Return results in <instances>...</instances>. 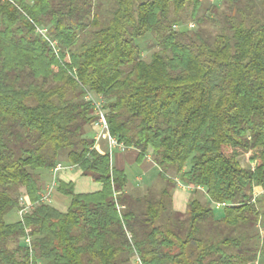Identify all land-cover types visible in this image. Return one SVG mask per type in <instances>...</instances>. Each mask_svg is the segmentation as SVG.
<instances>
[{
    "label": "trees",
    "instance_id": "obj_1",
    "mask_svg": "<svg viewBox=\"0 0 264 264\" xmlns=\"http://www.w3.org/2000/svg\"><path fill=\"white\" fill-rule=\"evenodd\" d=\"M202 6L0 0V264H260L264 0ZM88 92L103 98L111 135L139 162L152 158L159 188L127 191L126 172L96 147ZM58 163L101 188L59 179L68 207L39 202ZM179 182L193 189L184 212L173 205ZM22 194L34 206L9 221Z\"/></svg>",
    "mask_w": 264,
    "mask_h": 264
},
{
    "label": "crops",
    "instance_id": "obj_2",
    "mask_svg": "<svg viewBox=\"0 0 264 264\" xmlns=\"http://www.w3.org/2000/svg\"><path fill=\"white\" fill-rule=\"evenodd\" d=\"M98 133V132H97ZM96 133V135H97ZM96 147L101 150H107L108 143L105 139H100L98 142H96ZM129 150L128 152H132L133 161H135L138 165L144 166V169L142 172L133 178L134 181H131L130 176L128 174L127 167L125 164L126 156L128 155L126 152H118L116 155V162L112 163V165L115 168L122 169L126 172L128 176V183H127V191L129 192H137L140 191L143 193L148 187H156L162 185L161 178L159 177V171L157 165L153 162L152 158L150 156H147L144 160L141 162L138 161L139 151L134 147H127ZM129 156V155H128ZM53 169L46 171L43 173V182H44V188L50 184L53 180ZM57 181L64 180V181H73L76 184V189L79 192H89V190L96 191L101 188V185L99 183H96L92 180L91 177L84 176L82 174V171L76 167V166H65L64 168L59 170L57 172ZM192 187L190 186H182L178 185V187L174 191L173 195V205L174 208L178 211H186L188 201L192 194ZM262 190H259V188L256 189V192H261ZM203 194V195H202ZM60 196H56L54 193L53 197V203L55 204H65V195L58 193ZM199 197L201 198V195L205 199L204 191L201 190V192L198 193ZM56 198V199H54ZM202 199V198H201ZM19 216L15 218V220H18ZM14 220V221H15Z\"/></svg>",
    "mask_w": 264,
    "mask_h": 264
},
{
    "label": "built area",
    "instance_id": "obj_3",
    "mask_svg": "<svg viewBox=\"0 0 264 264\" xmlns=\"http://www.w3.org/2000/svg\"><path fill=\"white\" fill-rule=\"evenodd\" d=\"M37 30L39 31V33H41L43 35V37L48 38L47 36V29L45 28H37ZM53 46H55V44L53 42H51ZM86 98L92 102V104L94 105V108L96 110V113L98 115L97 118V128H98V133L96 135V141L98 142L100 139H105L108 143V152L111 156V160H112V153H113V149L115 147H119V148H125L126 145L122 142H119L115 137H113L109 131V124L107 121V111L105 110V102L103 100L102 97L97 96L91 92H88L86 95ZM64 168V165L62 163H58L56 165V167L53 168V180L50 184H48L44 190L40 193V199L39 202H52L53 201V197H54V193L56 191V186H57V172L61 169ZM219 205V204H218ZM34 206V203L31 202L27 195L22 194L19 197V209H18V216L19 218H23V216L25 214H27ZM25 242L31 246L32 245V240L31 237L29 235H27L25 237ZM138 264H141L140 259H137Z\"/></svg>",
    "mask_w": 264,
    "mask_h": 264
},
{
    "label": "rangeland",
    "instance_id": "obj_4",
    "mask_svg": "<svg viewBox=\"0 0 264 264\" xmlns=\"http://www.w3.org/2000/svg\"><path fill=\"white\" fill-rule=\"evenodd\" d=\"M214 3H218V0H203V6H202V9L200 11V15L204 14L210 8V6L212 4H214ZM186 22L188 23L187 25L190 28H194L195 27V22L190 19V16H187ZM154 43H155V39L152 36H149L147 38L145 44L142 43L143 55L145 56V58H148L150 56L151 52L155 49V47H154L155 44ZM128 150L129 149L127 147H125V148L115 147L113 149V153H112V163L116 162V155L118 154V152H120V151L121 152H126L129 155V156L128 155L126 156V160H125V164H126V167H127L126 171L128 172L131 181H134L133 178L137 175V173L139 174L140 172L143 171L144 166H140L135 161H133V156H132L133 154H132V152H128ZM65 154H66V152L62 153L63 159L65 158ZM242 161H243V163L246 164L247 163V156L242 157ZM179 185L185 186L181 182H179ZM156 187L159 188L160 185L159 186L156 185ZM89 191H92V190H89ZM55 195L56 196H60V195H58L57 191H55ZM202 195H201V198L203 199L204 197ZM54 199H56V198H54ZM68 205H69V198L67 196H65V204L64 205L63 204H55V206H57L58 208H60L62 210H65L68 207ZM216 206H219V205H216ZM17 216H18V213L12 211L10 214L7 215V219L9 221H14ZM259 228L262 230V227H259ZM133 264H138V261L134 260ZM260 264H264V257L261 259Z\"/></svg>",
    "mask_w": 264,
    "mask_h": 264
}]
</instances>
